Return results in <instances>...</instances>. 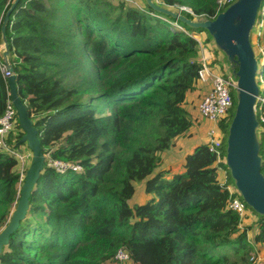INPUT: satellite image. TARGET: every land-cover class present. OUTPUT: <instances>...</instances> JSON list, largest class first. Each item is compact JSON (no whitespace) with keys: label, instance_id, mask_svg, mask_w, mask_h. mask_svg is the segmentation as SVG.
<instances>
[{"label":"trees","instance_id":"trees-1","mask_svg":"<svg viewBox=\"0 0 264 264\" xmlns=\"http://www.w3.org/2000/svg\"><path fill=\"white\" fill-rule=\"evenodd\" d=\"M14 2L0 0V30ZM155 2L206 19L217 11V0ZM137 4L21 0L13 11L6 29L11 63L46 166L0 264H115L120 249L129 253L128 264H248L264 244V217L243 201L258 218L244 225L229 208L221 173L228 185L234 182L225 159L218 163L208 144L185 155L183 172L170 176L161 169L166 154L201 121L188 110L201 83L198 41L204 47L212 42L226 57L208 31ZM261 20L262 8L257 27ZM215 58L213 65L222 60ZM8 100L0 68V116ZM235 109L221 123L223 158ZM23 135L17 122L9 137L14 149L25 145L19 146ZM260 139L264 161L263 133ZM49 158L83 169L59 174ZM31 161L23 169L17 157L0 152V231L17 208ZM141 184L146 200L134 203Z\"/></svg>","mask_w":264,"mask_h":264},{"label":"water","instance_id":"water-1","mask_svg":"<svg viewBox=\"0 0 264 264\" xmlns=\"http://www.w3.org/2000/svg\"><path fill=\"white\" fill-rule=\"evenodd\" d=\"M20 1L15 0L4 17L0 30V48L8 72L11 74L7 78L9 97L16 109L20 127L24 132L19 146L27 144L33 153V157L25 174L17 208L7 225L0 231V256L4 247L9 244L12 234L19 229L21 222L26 219L31 194L46 166L38 130L30 118L26 103L18 92L15 69L11 63L6 34L10 17ZM143 1L153 11L171 17L193 30L203 29L208 31L216 48L226 57L230 71L237 79L235 88L237 104L228 129L226 165L234 186L243 201L256 214L264 217V174L262 172L264 161L261 156L260 124L255 112L257 98L260 94L257 80L259 63L252 43L253 31L264 0H236L213 20L190 19L178 10L160 6L155 0Z\"/></svg>","mask_w":264,"mask_h":264},{"label":"built area","instance_id":"built-area-1","mask_svg":"<svg viewBox=\"0 0 264 264\" xmlns=\"http://www.w3.org/2000/svg\"><path fill=\"white\" fill-rule=\"evenodd\" d=\"M128 2V0H125ZM236 0H217V11L215 17L211 18L215 19L218 14L224 12L229 6L235 3ZM132 4L139 7L137 3ZM144 10V9H142ZM185 11L195 17V20H206L204 16H196L194 12L187 8H180V12ZM264 11V7H262V13ZM174 26L179 30H184L178 24H174ZM256 39H260L264 34V19L260 21L259 26L257 27L256 23ZM254 29V30H255ZM253 36L254 33H253ZM198 41V40H197ZM200 48V63L201 69L199 70V80L203 84L210 85V91L203 98V100L198 105V115L201 122H209L211 123V127L207 132V142L209 146V150L212 153L217 155V162L221 163L222 161H226V158L222 156V146L225 134L221 128V123L224 119H227L230 115L231 110L234 107V98L232 96V88L235 89L237 86V79L233 76L231 71H228L226 77L216 74L213 69L214 57L211 51H209L206 47H204L201 42H199ZM260 55L258 56L259 63V74L261 68L264 65V44L259 45ZM0 68L2 70L3 75L8 78L11 74L8 72L7 66L4 62V58L2 55V50L0 48ZM258 84L260 87V94L257 98V103L255 106V112L257 114V118L259 121V134H264V79L261 76L257 78ZM18 122V116L16 109L11 103V100H8L5 112L2 116H0V152L9 153L15 157H17L21 163L22 168L25 167V162L27 161V156L23 155L22 150H16L9 143V137L11 133L15 131L16 124ZM46 159V158H45ZM46 161V160H45ZM48 165L53 168L59 174H66L69 172L79 173L82 171V166L78 163L68 162L61 159H52L49 158L47 160ZM225 173V172H224ZM222 185L226 186V189L230 192V202L229 208L237 213L241 218L242 222H245L249 211L243 202L239 192L237 191L234 185H228L226 177L222 180ZM259 251V250H258ZM256 252V255L253 253L250 254V261L256 263L258 260L256 257H262L261 254ZM130 261V255L124 249H120L115 256V264H128Z\"/></svg>","mask_w":264,"mask_h":264},{"label":"rangeland","instance_id":"rangeland-1","mask_svg":"<svg viewBox=\"0 0 264 264\" xmlns=\"http://www.w3.org/2000/svg\"><path fill=\"white\" fill-rule=\"evenodd\" d=\"M125 1V0H124ZM132 2L134 3H139L141 6H143V4H144V1L143 0H128V2H126V3H129V4H132ZM174 10H177V9H174ZM179 11V10H178ZM262 19H264V11H263V13H262ZM254 32V31H253ZM202 39H204V37L202 38ZM252 43H253V47H254V49H255V51H256V54L258 55V53H260V50H259V45H260V43H259V40L258 39H256V36H252ZM206 46V45H205ZM211 52H212V54H213V57H214V61H216V58H215V56H217L218 57V59H222V60H220V62L218 61V62H216V64H214L213 66H212V69H213V71L216 73V74H218V75H221V76H223V77H225L224 76V72H223V70H222V67H223V65H224V63H226V61H227V59L226 58H223V56L220 54V53H218L217 52V50H213L212 49V42H210V44H208L207 46H206ZM218 55H217V54ZM229 67V66H228ZM209 85V84H208ZM231 93H232V96H233V98H234V103L235 104H237V101H236V92H235V89H232V91H231ZM202 101V100H201ZM201 101H199L198 102V100L196 99V106H198V104H200V102ZM194 103V102H193ZM192 108V106L190 107V108H188V109H191ZM195 109H196V107H195ZM236 110V109H235ZM191 112V111H190ZM192 113V115L194 116V117H197L198 118V112L196 111V110H194L193 112H191ZM234 114H235V111H234ZM198 121V120H197ZM203 125V123H201V121L197 124V130H199V129H201V126ZM229 129V128H228ZM191 134H194V132L192 131L191 132ZM195 135V134H194ZM191 138V137H190ZM195 138V137H194ZM186 140H189V138L188 139H186ZM181 141L179 144H178V147H181V149L180 150H178V149H174V151H169L167 154H166V156H165V164H164V167L165 168H167V170H169L170 169V171H175V172H179L180 170H181V163H182V156H184L185 154H183V151H182V149H183V145L185 144L186 145V142L187 141ZM24 145V144H23ZM177 147V148H178ZM185 148V147H184ZM190 148V145L188 146V148H185V149H189ZM21 150H22V152H23V155H26L27 156V161L25 162V167H27V166H29V163H30V158H32V155H30V151H29V149H28V147L26 146V144L24 145V146H22L21 148H20ZM264 154V153H263ZM261 156H263L262 154H261ZM221 177H222V180H223V178H225L226 177V174L224 173V172H222L221 173ZM222 182V181H221ZM138 192H139V194H137L138 195V198L137 199H135V200H133L132 202H134V203H140V204H142L145 200H146V197H145V194L144 193H141L140 194V190H138ZM258 220V218L256 219V217L254 216V214H252L251 212H249V214H248V216H247V219H246V221L244 222V225H250V224H252V223H254V222H256ZM250 234V237H252V234H251V232L249 233ZM259 250V251H258ZM256 252H258L259 254L258 255H260L261 254V258H260V260H259V257L257 256L256 257V259L258 260L256 263H253L252 261H250V263H248V264H264V244H262V245H260L259 247H255L254 248V250L251 252V253H253L254 255H256ZM250 253V254H251ZM241 264H245V263H241Z\"/></svg>","mask_w":264,"mask_h":264},{"label":"crops","instance_id":"crops-1","mask_svg":"<svg viewBox=\"0 0 264 264\" xmlns=\"http://www.w3.org/2000/svg\"><path fill=\"white\" fill-rule=\"evenodd\" d=\"M209 91H210V85H208V84H201L200 83L199 86H198V90L195 93L191 94V96H190V102H191V104H190V106L188 108H190L191 106H192V108L191 109H188V110L191 111V112H193L194 110H196L198 112V106H196V102H195L196 99L198 100V102L201 101V100H203L204 96L207 95ZM195 107H196V109H195ZM210 127H211V123H209V122H203V125L201 126V129L197 130V128H193L192 131L194 132L195 135L193 134V136L191 138H189V140H186L187 141L186 142V145L184 144L183 145V149H182L183 154L186 155L187 153L191 152L198 145H201V144L206 143L207 142V132H208V129ZM182 141H185V140H182ZM189 145H190V148L189 149H185V148H188ZM177 147H178V145H177ZM176 149L180 150L181 147H178ZM185 155L182 156V158H181L182 159L181 170L179 172L170 171V173H169L170 176H172V175H174L176 173H181V172L184 171V163H185L184 162V158H185ZM161 169H167V168H165L164 165H163V167ZM220 178H221V176H220ZM139 188H140V194L143 193V190L145 188L144 184H141ZM137 194H139V192ZM137 194L135 196V199L138 198V195Z\"/></svg>","mask_w":264,"mask_h":264}]
</instances>
